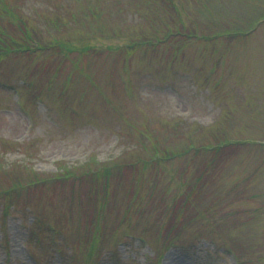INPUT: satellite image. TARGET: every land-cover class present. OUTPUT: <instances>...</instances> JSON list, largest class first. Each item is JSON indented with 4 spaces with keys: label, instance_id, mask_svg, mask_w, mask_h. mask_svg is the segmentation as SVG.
I'll return each mask as SVG.
<instances>
[{
    "label": "rangeland",
    "instance_id": "obj_1",
    "mask_svg": "<svg viewBox=\"0 0 264 264\" xmlns=\"http://www.w3.org/2000/svg\"><path fill=\"white\" fill-rule=\"evenodd\" d=\"M2 6L0 264H264V0Z\"/></svg>",
    "mask_w": 264,
    "mask_h": 264
},
{
    "label": "trees",
    "instance_id": "obj_2",
    "mask_svg": "<svg viewBox=\"0 0 264 264\" xmlns=\"http://www.w3.org/2000/svg\"><path fill=\"white\" fill-rule=\"evenodd\" d=\"M3 13L4 12L0 11V14H3ZM5 37H7V39H8V45L7 46L4 44V41H5L4 38ZM13 44L18 47L17 38L12 33L6 35L5 33L0 32V50L4 49V48H8V47H11L12 49H14ZM179 218H180L179 215H177V216L174 215L172 222L176 221Z\"/></svg>",
    "mask_w": 264,
    "mask_h": 264
}]
</instances>
